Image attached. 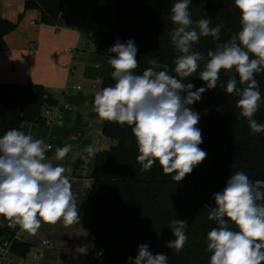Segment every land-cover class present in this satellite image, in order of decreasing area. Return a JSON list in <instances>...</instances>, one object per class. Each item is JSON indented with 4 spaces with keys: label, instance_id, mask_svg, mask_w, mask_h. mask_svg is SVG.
Masks as SVG:
<instances>
[{
    "label": "clouds",
    "instance_id": "clouds-1",
    "mask_svg": "<svg viewBox=\"0 0 264 264\" xmlns=\"http://www.w3.org/2000/svg\"><path fill=\"white\" fill-rule=\"evenodd\" d=\"M191 2L178 0L170 9L175 26L170 39L179 53L174 61L176 75L156 59L149 61L151 66L142 74H136L138 47L132 39L117 40L108 49L115 54L109 60L114 86L97 90L93 102L100 119L131 126L139 152L136 160L143 170H150L158 161L163 173L174 174L172 180L177 183L207 158V152L199 147L203 143L197 126L200 115L190 106L208 89L217 87L222 70L229 74L224 91L239 97L236 106L250 130L264 132V124L254 118L262 99L256 74L264 72V0H234L241 27L226 42H220L222 24L212 27L208 18L193 21ZM208 36L217 41L215 49L206 56L194 51L193 45ZM201 63L199 78L206 87L195 88L178 79L192 76ZM237 75L243 87L237 86ZM50 148L43 139L17 129L0 137V216L33 235L42 222L63 220L72 225L80 220L70 179L64 175L66 169L53 163V159L63 160L72 146L57 148L53 159L45 155ZM85 151L90 157L96 154L92 146ZM213 200L208 219L217 227L207 233L209 264H264V180L252 181L237 171L221 191L213 193ZM186 228L187 220H172L175 239L165 247L182 251L188 240ZM127 259L129 264H168L167 254H154L146 243L137 246L135 258Z\"/></svg>",
    "mask_w": 264,
    "mask_h": 264
},
{
    "label": "trees",
    "instance_id": "trees-1",
    "mask_svg": "<svg viewBox=\"0 0 264 264\" xmlns=\"http://www.w3.org/2000/svg\"><path fill=\"white\" fill-rule=\"evenodd\" d=\"M175 2L178 0H115L118 26L99 31L96 53L114 56L108 49L117 40L123 43L132 39L138 47L136 74H142L151 66L149 61L156 59L167 64L169 73L175 76L174 61L179 53L170 39L175 27L170 9ZM64 3L24 0V9L39 11L40 24L55 26ZM189 11L194 22L208 18L212 27L222 24L220 42L228 41L240 30V13L234 0H192ZM17 27L18 23L0 16V51L6 49L5 36ZM216 43L214 37H201L193 50L206 56ZM202 70L203 63L192 76L178 79L195 88L206 87L199 78ZM228 75L222 70L217 87L208 89L200 101L190 106L200 115L197 126L203 143L199 147L207 152V158L179 183L172 180L174 174L163 173L158 161L150 170H143L136 160L139 152L131 126L104 121V139L114 144L99 152L90 176L93 186L86 207L87 241L93 247L91 264H129L127 258H135L137 246L145 243L154 254H167L168 264H209L207 233L217 227L208 219L215 206L213 193L221 191L237 171H243L252 181L264 180V132L250 130L236 106L239 97L224 91ZM256 79L262 99L254 118L264 124V72L256 74ZM237 80V86L243 87L238 75ZM114 83L112 77L104 78L100 90ZM57 104L42 85L0 84V137L9 129L20 130L25 122L42 124L44 107ZM174 219L187 220L188 240L178 253L165 247L166 242L175 239L170 229ZM15 227L5 218L0 223V240L11 238ZM31 249L23 241L12 245V253L18 257H27Z\"/></svg>",
    "mask_w": 264,
    "mask_h": 264
},
{
    "label": "crops",
    "instance_id": "crops-1",
    "mask_svg": "<svg viewBox=\"0 0 264 264\" xmlns=\"http://www.w3.org/2000/svg\"><path fill=\"white\" fill-rule=\"evenodd\" d=\"M0 16L18 23L4 38L6 49L0 51V84L32 82L46 88L58 102L70 104L71 109L62 112V125L47 128L25 122L20 131L51 145L45 153L49 159L57 148L72 146L63 160L53 159V163L66 169L80 214L79 223L42 222L35 235L25 232L22 241L32 249L25 258L14 255L15 264H91L86 204L95 158L108 144L103 136L105 120L98 117L93 102L102 80L112 73L110 57L96 53L97 31L117 28L115 0H65L55 26L40 24V12L25 11L24 0H0ZM88 146L94 147L95 156L85 151ZM4 222L0 216V223Z\"/></svg>",
    "mask_w": 264,
    "mask_h": 264
},
{
    "label": "built area",
    "instance_id": "built-area-1",
    "mask_svg": "<svg viewBox=\"0 0 264 264\" xmlns=\"http://www.w3.org/2000/svg\"><path fill=\"white\" fill-rule=\"evenodd\" d=\"M76 88L80 89L79 86ZM70 109V104L66 102H58L55 106H45V114L42 115V124L47 128L62 125L64 121L62 112ZM25 232L27 231L23 230L19 225H16L11 238L0 240V264H15L12 245L14 242H21ZM49 243V241H44L46 245ZM35 258H39V256L37 255Z\"/></svg>",
    "mask_w": 264,
    "mask_h": 264
},
{
    "label": "rangeland",
    "instance_id": "rangeland-1",
    "mask_svg": "<svg viewBox=\"0 0 264 264\" xmlns=\"http://www.w3.org/2000/svg\"><path fill=\"white\" fill-rule=\"evenodd\" d=\"M100 30H101V29H100ZM100 30L97 31V36H98V33H99ZM43 111H44V110H43ZM111 142H112V141L108 140V144L105 145L104 149H109L110 145H111V144H114V142H112V143H111Z\"/></svg>",
    "mask_w": 264,
    "mask_h": 264
}]
</instances>
